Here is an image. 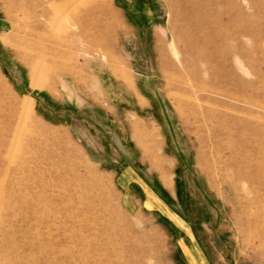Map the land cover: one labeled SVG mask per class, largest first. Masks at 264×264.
I'll use <instances>...</instances> for the list:
<instances>
[{
	"label": "rangeland",
	"instance_id": "rangeland-1",
	"mask_svg": "<svg viewBox=\"0 0 264 264\" xmlns=\"http://www.w3.org/2000/svg\"><path fill=\"white\" fill-rule=\"evenodd\" d=\"M0 264H264V0H0Z\"/></svg>",
	"mask_w": 264,
	"mask_h": 264
},
{
	"label": "crops",
	"instance_id": "crops-1",
	"mask_svg": "<svg viewBox=\"0 0 264 264\" xmlns=\"http://www.w3.org/2000/svg\"><path fill=\"white\" fill-rule=\"evenodd\" d=\"M125 170L126 171L123 172L119 176V186H120L121 191H122V202H123L124 207L127 210H132L135 207V205H136L135 199L131 194V188L129 185L132 183H137L140 185L141 191H143V189L146 188L145 189V197L143 199L144 206L146 208L149 207L150 202L152 201V202H154V206H157V207L163 209L164 203L160 199H158V197L155 194H153V192H151V190L150 191L147 190L148 186L145 185L143 181L141 182V180L136 179L137 174L135 172H133L132 170H130L129 168H127ZM143 193H144V191H143Z\"/></svg>",
	"mask_w": 264,
	"mask_h": 264
},
{
	"label": "bare ground",
	"instance_id": "bare-ground-1",
	"mask_svg": "<svg viewBox=\"0 0 264 264\" xmlns=\"http://www.w3.org/2000/svg\"><path fill=\"white\" fill-rule=\"evenodd\" d=\"M45 3H46V1H45ZM38 4H39V2L37 1L36 3H34L33 4V6H31L32 8H35L36 6H38ZM19 8V7H18ZM17 8V9H18ZM44 9L42 10V12L44 13V14H46L47 13V11L49 10V7H43ZM52 9H54V8H52ZM24 11V10H23ZM26 11H28V10H26ZM22 13H25V12H22ZM27 14V13H26ZM25 14V15H26ZM27 18V17H26ZM24 19V18H23ZM57 21V19L56 18H52V21H50L51 23H53V22H56ZM31 23H32V25L34 26V27H41L42 26V23L41 22H39L36 18H34V20H31ZM57 24V23H56ZM57 26V25H56ZM16 28H17V26H16ZM60 28V27H59ZM29 31V30H28ZM31 32V31H30ZM30 32H28V33H30ZM41 34V33H40ZM28 35V34H27ZM30 35V34H29ZM31 36V35H30ZM32 37H33V35H32ZM205 38H207V37H205ZM208 39V38H207ZM205 40V39H204ZM217 40H219V38L217 39ZM216 40V42H218ZM208 43V42H207ZM204 44V43H203ZM209 44H210V42H209ZM215 44V43H214ZM218 45V44H217ZM30 46V45H29ZM215 47H216V45H214ZM220 46V45H219ZM33 47V46H32ZM31 47V48H32ZM208 47V46H207ZM210 47V46H209ZM222 47H223V45H222ZM221 47V48H222ZM215 52V51H214ZM220 52V51H219ZM223 51H221L220 53H222ZM196 53V52H195ZM224 53V52H223ZM222 53V54H223ZM232 53V52H231ZM227 54V53H226ZM211 55V54H210ZM219 55V54H218ZM224 55V54H223ZM219 56H222V55H219ZM224 57V56H223ZM236 78V77H235ZM234 78V79H235ZM233 80V79H232ZM237 80V79H236ZM235 80V81H236ZM214 90H216V89H214ZM236 90V89H235ZM240 91V90H239ZM221 92V91H220ZM225 94V93H224ZM227 94V93H226ZM230 95V94H229ZM236 97V96H235ZM237 99V98H236Z\"/></svg>",
	"mask_w": 264,
	"mask_h": 264
}]
</instances>
